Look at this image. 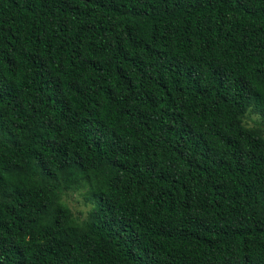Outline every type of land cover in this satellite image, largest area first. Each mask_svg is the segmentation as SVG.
Instances as JSON below:
<instances>
[{"label": "trees", "instance_id": "trees-1", "mask_svg": "<svg viewBox=\"0 0 264 264\" xmlns=\"http://www.w3.org/2000/svg\"><path fill=\"white\" fill-rule=\"evenodd\" d=\"M0 264H264V0H0Z\"/></svg>", "mask_w": 264, "mask_h": 264}, {"label": "rangeland", "instance_id": "rangeland-1", "mask_svg": "<svg viewBox=\"0 0 264 264\" xmlns=\"http://www.w3.org/2000/svg\"><path fill=\"white\" fill-rule=\"evenodd\" d=\"M251 119H255V116L250 115ZM247 124H249V120L247 121ZM77 201V202H75ZM66 204L75 212H81L83 213L88 207L84 206L81 202V198L78 192H73L70 194V197L66 199Z\"/></svg>", "mask_w": 264, "mask_h": 264}]
</instances>
